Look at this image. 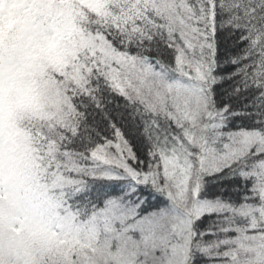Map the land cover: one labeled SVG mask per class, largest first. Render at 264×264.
Masks as SVG:
<instances>
[{"label": "snow or ice", "instance_id": "6c2138e0", "mask_svg": "<svg viewBox=\"0 0 264 264\" xmlns=\"http://www.w3.org/2000/svg\"><path fill=\"white\" fill-rule=\"evenodd\" d=\"M0 264H264V0H0Z\"/></svg>", "mask_w": 264, "mask_h": 264}]
</instances>
